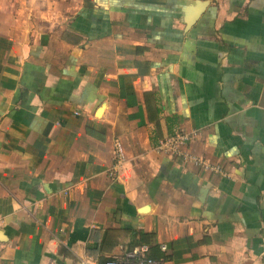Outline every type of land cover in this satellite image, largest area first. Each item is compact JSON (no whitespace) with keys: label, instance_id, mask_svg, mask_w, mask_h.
<instances>
[{"label":"crops","instance_id":"obj_1","mask_svg":"<svg viewBox=\"0 0 264 264\" xmlns=\"http://www.w3.org/2000/svg\"><path fill=\"white\" fill-rule=\"evenodd\" d=\"M141 246L264 264V0H0V264Z\"/></svg>","mask_w":264,"mask_h":264},{"label":"built area","instance_id":"obj_2","mask_svg":"<svg viewBox=\"0 0 264 264\" xmlns=\"http://www.w3.org/2000/svg\"><path fill=\"white\" fill-rule=\"evenodd\" d=\"M192 137L191 135L177 132L174 136L163 139L158 145V151L170 157H180L184 164H191L205 172L224 175L219 166L213 165L208 160L191 155L188 152L186 147L191 142ZM117 152L120 156V148H118ZM147 253L148 248L146 246H141L124 253L120 259L111 258L106 264H159V262L148 257Z\"/></svg>","mask_w":264,"mask_h":264}]
</instances>
